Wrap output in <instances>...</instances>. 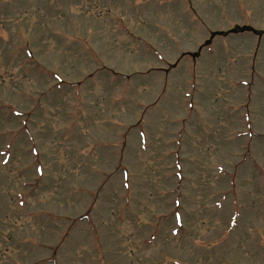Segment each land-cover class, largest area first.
Returning a JSON list of instances; mask_svg holds the SVG:
<instances>
[{
  "label": "rangeland",
  "instance_id": "rangeland-1",
  "mask_svg": "<svg viewBox=\"0 0 264 264\" xmlns=\"http://www.w3.org/2000/svg\"><path fill=\"white\" fill-rule=\"evenodd\" d=\"M0 264H264V0H0Z\"/></svg>",
  "mask_w": 264,
  "mask_h": 264
},
{
  "label": "trees",
  "instance_id": "trees-1",
  "mask_svg": "<svg viewBox=\"0 0 264 264\" xmlns=\"http://www.w3.org/2000/svg\"><path fill=\"white\" fill-rule=\"evenodd\" d=\"M245 31V30H244Z\"/></svg>",
  "mask_w": 264,
  "mask_h": 264
}]
</instances>
